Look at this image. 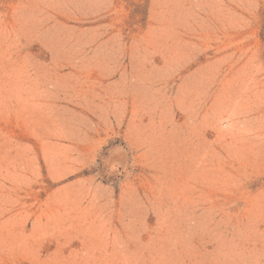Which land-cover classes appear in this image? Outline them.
Masks as SVG:
<instances>
[{"label": "rangeland", "instance_id": "rangeland-1", "mask_svg": "<svg viewBox=\"0 0 264 264\" xmlns=\"http://www.w3.org/2000/svg\"><path fill=\"white\" fill-rule=\"evenodd\" d=\"M0 264H264V0H0Z\"/></svg>", "mask_w": 264, "mask_h": 264}]
</instances>
